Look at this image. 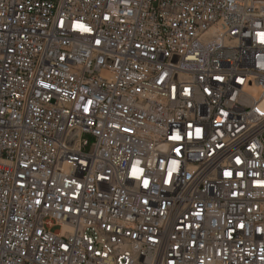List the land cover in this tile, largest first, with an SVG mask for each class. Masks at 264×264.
Returning <instances> with one entry per match:
<instances>
[{
    "label": "built area",
    "instance_id": "built-area-1",
    "mask_svg": "<svg viewBox=\"0 0 264 264\" xmlns=\"http://www.w3.org/2000/svg\"><path fill=\"white\" fill-rule=\"evenodd\" d=\"M262 33L264 0H0V264H264Z\"/></svg>",
    "mask_w": 264,
    "mask_h": 264
},
{
    "label": "snow or ice",
    "instance_id": "snow-or-ice-1",
    "mask_svg": "<svg viewBox=\"0 0 264 264\" xmlns=\"http://www.w3.org/2000/svg\"><path fill=\"white\" fill-rule=\"evenodd\" d=\"M87 29H85L86 31ZM261 35V43H264V33L260 34ZM199 132V130H197ZM172 139L179 140V136L172 137ZM177 152H179V149H177ZM145 186H147V182H145Z\"/></svg>",
    "mask_w": 264,
    "mask_h": 264
},
{
    "label": "rangeland",
    "instance_id": "rangeland-1",
    "mask_svg": "<svg viewBox=\"0 0 264 264\" xmlns=\"http://www.w3.org/2000/svg\"><path fill=\"white\" fill-rule=\"evenodd\" d=\"M89 140H91V139L89 138Z\"/></svg>",
    "mask_w": 264,
    "mask_h": 264
}]
</instances>
